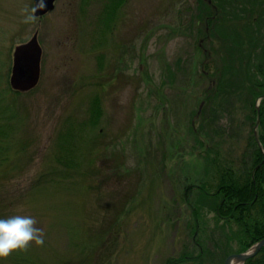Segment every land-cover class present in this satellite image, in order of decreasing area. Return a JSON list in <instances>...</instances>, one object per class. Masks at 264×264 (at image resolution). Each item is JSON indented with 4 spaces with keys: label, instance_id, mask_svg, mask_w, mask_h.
Returning a JSON list of instances; mask_svg holds the SVG:
<instances>
[{
    "label": "rangeland",
    "instance_id": "obj_1",
    "mask_svg": "<svg viewBox=\"0 0 264 264\" xmlns=\"http://www.w3.org/2000/svg\"><path fill=\"white\" fill-rule=\"evenodd\" d=\"M26 6L33 0H0V119L10 139L0 219L31 216L45 236L0 264H169L201 247L216 255L232 234L196 190L212 173L199 142L217 128L224 155L245 149L264 0H212L217 15L200 29L198 0H127L110 27L98 22V0H58L34 24L22 23ZM35 33L39 83L12 94L14 48ZM95 100L101 115L90 126ZM69 129L73 166L60 162ZM229 248L236 253L234 241Z\"/></svg>",
    "mask_w": 264,
    "mask_h": 264
},
{
    "label": "trees",
    "instance_id": "obj_2",
    "mask_svg": "<svg viewBox=\"0 0 264 264\" xmlns=\"http://www.w3.org/2000/svg\"><path fill=\"white\" fill-rule=\"evenodd\" d=\"M98 1L102 7V11L98 15V22L104 27H110L115 21L119 9L127 0ZM198 1L199 5L203 7L199 9L197 14L198 21H211L213 16L217 14H213V11L209 10L210 7L206 2ZM198 21L195 25L199 28ZM262 58L263 61L260 60L256 68V73L259 76L248 75L247 84L249 87L247 86L246 89L251 100L247 104L249 114L245 115V121H250L253 131L249 134L245 149L240 156L233 155L235 146H230L227 154L224 155L222 148L223 144L227 142H223L221 131L217 128L210 130L211 135L209 137L207 135L210 142L206 144H203L205 141L199 142L206 154L204 159L207 167L212 170V173L211 180L200 181L196 190L201 197L207 198L209 207L211 203L215 202L212 209H209L214 212L219 221H222V230L228 229L232 234L226 238L224 245H222L223 242H221V246L218 244L219 253L213 251L216 255L203 248L196 256H191L192 260L200 261V264L209 261V258L213 256H217L223 261L229 254L233 253L229 248L232 241L236 244L234 252L240 253L245 252L264 238V45ZM259 98L261 99L257 109L256 100ZM91 115L89 125L94 126L101 115L98 100H95L91 105ZM6 119V117L0 119V164L5 163L7 159V148L10 141L5 129L7 125L3 124ZM209 124L212 122L210 121ZM70 131L72 129L64 134L63 140L65 142L61 145L64 156L60 162L66 166H73L77 163L72 155L74 137L67 138V135L71 133ZM255 132L258 140L255 138ZM62 159L64 160L62 161ZM194 217L196 220L195 229L198 231L200 216L194 215ZM187 257H181L171 263L185 261ZM244 264H264V248Z\"/></svg>",
    "mask_w": 264,
    "mask_h": 264
},
{
    "label": "water",
    "instance_id": "obj_3",
    "mask_svg": "<svg viewBox=\"0 0 264 264\" xmlns=\"http://www.w3.org/2000/svg\"><path fill=\"white\" fill-rule=\"evenodd\" d=\"M55 1L44 0L46 7L43 10H38L36 17L43 16L49 11H52ZM207 1L211 3V0ZM36 3H39V0H34V6ZM41 54L42 51L38 44L36 34L28 43L15 48L12 74L10 77V85L13 90L27 92L37 85L40 76ZM262 248H264V238L246 252L228 256L224 264H244L249 258L257 255Z\"/></svg>",
    "mask_w": 264,
    "mask_h": 264
},
{
    "label": "clouds",
    "instance_id": "obj_4",
    "mask_svg": "<svg viewBox=\"0 0 264 264\" xmlns=\"http://www.w3.org/2000/svg\"><path fill=\"white\" fill-rule=\"evenodd\" d=\"M46 7L44 0H39L34 7H24L21 11L22 23L34 24L36 13ZM37 221L31 216L13 215L0 219V260H6L14 252L27 251L34 242L43 246L45 232L36 227Z\"/></svg>",
    "mask_w": 264,
    "mask_h": 264
},
{
    "label": "bare ground",
    "instance_id": "obj_5",
    "mask_svg": "<svg viewBox=\"0 0 264 264\" xmlns=\"http://www.w3.org/2000/svg\"><path fill=\"white\" fill-rule=\"evenodd\" d=\"M237 264V263H236Z\"/></svg>",
    "mask_w": 264,
    "mask_h": 264
}]
</instances>
